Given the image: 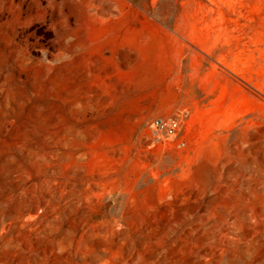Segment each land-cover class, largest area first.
Segmentation results:
<instances>
[{
    "label": "rangeland",
    "instance_id": "rangeland-1",
    "mask_svg": "<svg viewBox=\"0 0 264 264\" xmlns=\"http://www.w3.org/2000/svg\"><path fill=\"white\" fill-rule=\"evenodd\" d=\"M0 264H264V0H0Z\"/></svg>",
    "mask_w": 264,
    "mask_h": 264
},
{
    "label": "crops",
    "instance_id": "crops-1",
    "mask_svg": "<svg viewBox=\"0 0 264 264\" xmlns=\"http://www.w3.org/2000/svg\"><path fill=\"white\" fill-rule=\"evenodd\" d=\"M78 42V56L81 57V64L87 66V71L108 72L110 66L118 72L123 70L121 68L123 61L120 58L121 45L117 48L111 47L110 40H105L103 35L84 42L80 39Z\"/></svg>",
    "mask_w": 264,
    "mask_h": 264
},
{
    "label": "built area",
    "instance_id": "built-area-1",
    "mask_svg": "<svg viewBox=\"0 0 264 264\" xmlns=\"http://www.w3.org/2000/svg\"><path fill=\"white\" fill-rule=\"evenodd\" d=\"M183 127L184 120L177 114L158 116L149 125L150 133L155 140L174 139L181 135Z\"/></svg>",
    "mask_w": 264,
    "mask_h": 264
}]
</instances>
